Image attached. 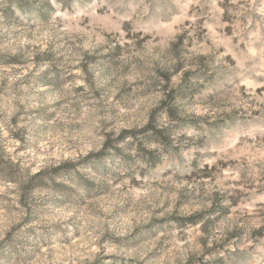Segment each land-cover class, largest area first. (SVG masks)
Returning <instances> with one entry per match:
<instances>
[{"label": "rangeland", "instance_id": "1", "mask_svg": "<svg viewBox=\"0 0 264 264\" xmlns=\"http://www.w3.org/2000/svg\"><path fill=\"white\" fill-rule=\"evenodd\" d=\"M0 264H264V0H0Z\"/></svg>", "mask_w": 264, "mask_h": 264}, {"label": "trees", "instance_id": "2", "mask_svg": "<svg viewBox=\"0 0 264 264\" xmlns=\"http://www.w3.org/2000/svg\"><path fill=\"white\" fill-rule=\"evenodd\" d=\"M149 125H150V123H148L145 128L149 127Z\"/></svg>", "mask_w": 264, "mask_h": 264}]
</instances>
